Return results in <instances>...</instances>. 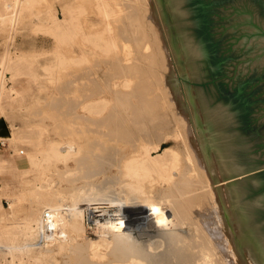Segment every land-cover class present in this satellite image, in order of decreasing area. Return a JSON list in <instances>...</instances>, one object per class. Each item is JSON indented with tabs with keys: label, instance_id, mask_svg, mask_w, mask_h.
Returning a JSON list of instances; mask_svg holds the SVG:
<instances>
[{
	"label": "rangeland",
	"instance_id": "1",
	"mask_svg": "<svg viewBox=\"0 0 264 264\" xmlns=\"http://www.w3.org/2000/svg\"><path fill=\"white\" fill-rule=\"evenodd\" d=\"M82 1L37 0L32 6L33 8L24 11L22 20L16 24L15 28H12L9 24L0 23V62L6 54L10 57L8 67L5 69L7 80L6 88L3 92V96L0 98V204L2 206L0 210V243H3V241L5 242L10 235H13V240L17 243L25 242L26 237L23 232L22 222L25 220V217L32 212V209L36 210L35 208L38 209V207L42 206L43 193L47 190L43 188L42 185L51 182H54V188L58 193L61 192L63 196H67L66 202L68 203L79 201L78 199H81V197L84 199L83 197L85 196L83 195H88V193H90V195L101 194V199L104 195H107L106 197L109 196V202L107 201L108 199L104 197V199H106L102 200L104 202L100 203L101 209H117L120 207L119 202L121 203V201L123 202L126 199L125 202L130 204L145 203V201L146 203H150L151 201L153 202V200L156 201V199L162 200V198H160L162 194L159 193L158 189L163 186L165 187V184L155 180L156 172L148 174L149 176L140 175L138 180L137 178L132 180L128 175V177H126L125 165L122 164L121 166L120 162L118 163L117 161L100 162L101 160H95V162L99 164L96 166L97 164H93L95 163L94 161L90 164V162H92L91 160H87L88 162L81 160V162H79L82 164H80L78 158L82 159L83 156H86L85 154L89 156L91 152L90 148L83 144V139H85L83 129H87L88 126L86 124L85 126L77 123L75 125L71 122L74 115L66 117V114H64L68 113V109L75 104L77 107L72 110L75 112L71 114L88 116L89 112L84 110L82 105L83 102L87 100L86 97L88 98V95L96 91V89L92 87L96 81L95 79L97 78L96 83L98 82L101 84L100 88L102 86L107 88L113 84L116 75L118 80L122 78L121 71H118L120 73L117 74L116 69H113V73L115 74L113 75L115 77H112L113 79L110 80L107 76L110 74V67L113 65L114 67H131L134 64L129 72L131 71L132 74H134L135 72L144 71L141 74L140 72L137 73V75L139 77L143 75V79L148 81V83L150 82L149 86L153 88L150 89V92L156 96L158 95L156 99L160 101L159 106H162L161 109L165 107V109H162L164 110L162 114L165 115L167 119L165 120L170 123L162 127V131L164 132L161 143L162 149L153 152V156H160L158 161L160 167H155V170L160 171L165 164L170 162L171 154L170 152H164V149H171L179 158L180 169L182 170L185 165L190 164L192 168L195 169V171L192 170V174L198 176L197 165L190 155L189 146L187 145V136L192 134L193 136L192 138L190 137V140H192V143L193 140L195 141L194 145L198 147L199 151L200 149L202 150V153L200 152V154H202L200 157L204 161V165L209 167L205 160L206 156L210 163V170H207L211 176L210 185L207 183V187H205L204 190L208 189L210 191L211 189L208 186H211L213 191H211L210 195H207V197L204 196V202L201 201L200 203L201 205L204 204L206 207L197 205L200 210L204 207L205 209L203 210L206 211V213L203 211L204 214L209 215H207V219L199 215V217H189V219L184 220L187 224H184L182 227L185 233L191 235L194 240L197 238L200 242L198 244L196 243L197 247L192 249L191 254L200 252V247H198V245L201 244L203 239L205 241H203L205 247L209 245L204 249L210 253V259L214 264H264V257H262L263 255L244 224L217 140L194 79L168 0H110L116 7V10L121 13H125V6H128L131 2V5H134L130 6L131 8L133 7V9H136L138 6V8H142H140V13L142 11V15L138 11L133 13V15H135V13L138 12V14L141 15L139 16L142 18L141 21L136 18L137 14L135 15L136 17L131 16L128 18L127 23H130V20H132L137 27L135 26L134 28L136 29V31L134 30L135 33H130L132 40L129 42L131 43L125 45V52H130L129 58L127 60L121 59L122 62L117 60V66L115 62H113L114 59H117L115 57L117 52L114 53L113 51H106L104 48H101L94 37L93 32L102 24L97 23L94 26L87 24V15H92L90 0H88L89 3L87 0ZM81 2L82 4H80ZM127 2L130 3L127 4ZM53 10L61 19L66 16L65 14L68 15V10H73V16L67 20L66 24H63L64 26L62 28L51 30V11ZM93 18L94 17H92V19ZM133 23L128 24V27H130V25L133 26ZM141 24L145 25L147 29L144 28V30ZM150 25L151 29L149 27ZM140 26L142 27L141 29L144 30V35L147 34V36H149L146 41L151 44L150 46L153 44V47L147 49V43L141 45V43L139 44L138 38L135 40V34H137V29H139ZM83 28L87 33L83 32ZM93 29L95 30L92 32ZM143 30H141V32ZM150 30L151 32L149 33ZM156 32L157 34L159 33V36H156ZM89 35L90 38H86ZM156 37L159 38L156 39ZM118 43L120 44L118 51L121 52L123 49V41L120 39ZM83 45L86 46V49H84ZM153 51H155V55L157 52L156 56L159 57V59L157 58L158 63H156V60H153L154 56L153 59L149 57L150 53ZM112 62L114 64H112ZM86 67H90V70L85 69ZM86 70L89 74L85 72ZM145 72L148 73L146 74ZM13 74L23 79L21 84L25 85L23 90L19 93L15 92L14 95L10 93L12 86L15 84L14 81L11 80ZM135 75L132 79V84L135 82L137 84L139 80H141ZM147 75L150 81L149 79L147 80ZM135 78L139 80L137 79L134 82ZM101 79L103 80L100 81ZM152 83H154V85ZM157 83H159V85ZM85 91H87L88 94ZM155 91L157 94L154 93ZM164 92H166V96H164ZM107 93L108 92L104 90L101 94H97L94 97L106 96L109 94ZM153 94L151 95L153 96ZM159 97H161L160 100ZM56 99L61 102L59 103L60 105L58 104L59 106L52 105ZM161 99L165 101V104ZM67 101H69V103ZM60 107L62 108L60 109ZM61 117H66L67 119L64 118L65 121H62L63 118L61 119ZM73 126L78 129V133H67V129L74 130ZM68 139H73L76 142L77 152L67 159L54 156L62 153L57 143ZM157 142L156 140L155 143ZM56 145H58L57 149L53 151V147ZM117 145L121 149L125 145L123 150H131L130 145L127 143L120 142ZM82 147L84 151L80 149ZM74 156L76 158H74ZM103 163L105 166H103ZM63 169L66 170V174ZM120 169H123V171ZM119 170L121 172H119ZM74 171L76 172L74 173ZM90 174L95 175L91 176ZM142 176L148 179H144ZM128 182H134L133 187L131 186L132 183L130 185ZM129 186L131 188H129ZM106 189L109 190L106 191ZM200 189L196 191L199 193L203 192V187L200 186ZM97 190H99V193ZM102 190L104 192H109V194L113 191L112 194L115 197L112 194H106V192L104 194ZM78 191L79 193H77ZM81 191L85 192L82 193ZM86 191L88 193H86ZM111 198L113 199L112 201ZM122 198L125 199L123 200ZM82 199L80 203H83ZM146 199H151V201L147 202ZM105 202L109 204H104ZM167 202H165V206L172 207L170 202L169 205L166 204ZM34 204H36V207ZM207 204H209V207ZM88 208L85 207L83 210L84 224L86 227L85 232L86 235L96 238L98 237V233L94 232L100 230L101 227L94 222L87 224ZM197 218L200 219L197 220ZM188 220L190 224L186 222ZM196 225L200 229H198ZM196 230L199 231L197 232ZM9 232L11 233L10 235H8ZM125 234L123 238L128 243H134L139 240V236L135 234ZM207 236L209 238H207ZM205 238L209 241L206 242ZM197 239L195 242L198 241ZM116 247V244L108 247V253ZM31 251L32 253L25 257L20 255L12 257L9 253H0V264H20L22 260L32 258L31 255L34 253V249ZM35 252H38V249H36ZM69 254L70 252L68 251L67 253H57L55 255L57 264H73L72 261L68 259H73V255L71 256V254ZM111 256L112 255L108 256L109 260L114 258ZM67 259L68 262H66ZM108 259L106 260L108 261Z\"/></svg>",
	"mask_w": 264,
	"mask_h": 264
},
{
	"label": "bare ground",
	"instance_id": "2",
	"mask_svg": "<svg viewBox=\"0 0 264 264\" xmlns=\"http://www.w3.org/2000/svg\"><path fill=\"white\" fill-rule=\"evenodd\" d=\"M36 1L37 0H0V23H6V24H9L12 28H15L16 24L20 20H22L24 11L28 9L30 10L31 8H33L32 6L35 4ZM82 2L80 4H82ZM90 2H91V8H92V15L87 13L88 14L86 17L88 18L86 19L87 24H90L91 26H94L97 23L102 24L100 27L96 29L95 32H93L95 29H93L92 32L94 34V37L96 38L97 44L101 46V48H104L106 51H113L114 53L117 52L115 56L117 59L112 58L114 59L113 62H115L117 66L118 61L122 62L121 59L127 60L129 58L130 52L129 51L125 52V45H127V43H131L129 42L132 40V36L130 33H135L134 30L136 31V29L134 28L135 26L137 27V25H134L132 20H130L133 23L134 27L132 25L128 27L129 26L128 24H132V23L131 22L127 23V22H128V18H130L131 16H135L136 14H137L136 15L137 17L136 16L135 17L138 18L139 21L142 20V18L140 17L142 15L141 14L142 11L140 13L141 7L138 8L139 6L138 7L136 6L137 8L135 7L136 9H133V7L132 8L130 7V6H134V5H131L132 2L131 3L127 2V4L128 3L130 4L128 6L127 5L125 6V13L123 12L121 13L120 11L116 10V7L114 6L113 3L110 2V0H90ZM135 11H138L141 15L138 14V12H136L135 15H133ZM67 12H68V15L65 14L66 16L63 19H61L56 14V12H54V10L51 11V26H50L51 30H55L56 28L57 29L62 28L64 26L63 24H66L67 20L69 18H72L73 10H70V11L68 10ZM92 17L94 18L92 19ZM141 25L143 26V29L146 28L145 25L143 24ZM149 27L151 29V25ZM141 28L142 27L140 26V28L137 29V32H136L137 34H135L136 38L134 37L135 40H137L138 38L139 44L141 43V45L143 43H147V46H146L147 49L149 47H153V44L152 46H150L151 44H149V42L146 41L149 38V36H147V34L144 35L145 29L143 30ZM141 30L143 31L141 32ZM83 32L87 33V31H85L84 28H83ZM88 32H91V31H88ZM150 32L151 30L149 31V33ZM155 34H157V32ZM158 34L156 36H159ZM86 38H90V35ZM157 38L159 37H156V39ZM120 39L121 41H123V44H122L123 49L121 52L118 51L120 47L118 40ZM83 47L84 49H86L85 45H83ZM155 51L150 53L149 57L153 59V56H154L153 60H156V63H158L159 57L156 56L157 52H156V55L154 54ZM9 62H10V57L8 56V54H6L3 57L2 61L0 62V98L3 96V92L6 88L7 80H6V75H5V72H6L5 69H7ZM113 62L112 64H114ZM122 66H123V63H122ZM132 66L131 67H124V66L114 67L113 65L112 67H110V70H111L110 74L107 75L110 80L115 77L114 76L115 74L113 73V69L114 70L116 69L117 74L120 73L118 71H121L122 78L121 79L119 78L120 80H118L116 78L117 77L116 75L113 84L108 86L107 88L106 87L104 88L103 86L100 88L101 84L98 82L96 83L97 78L95 79L96 81L92 87L93 89H96V91H94L93 94L88 95L89 97L88 98L86 97L87 100H85L82 105V108L86 110L87 112H89L88 116L82 115V114L81 115L71 114L75 112V111H72L73 109L77 107L75 106V104L74 106H71L68 109V113H64V114H66V117L67 116L71 117L72 115H74V118L71 119V122L74 123L75 125L77 123V124H83V125L86 124L88 126L87 129H83V132L85 133V134L83 133L84 138H85L83 139V142H84L83 144L84 146L86 145L88 148H90V151L92 153L90 152L89 156L85 154L86 156L82 157L81 155L82 159H79L77 157L78 162L79 161L81 162V160H85V161L91 160L92 162H90V164L93 163V161L95 162V160H101L100 162H104V161L106 162L107 161H111V162L117 161L118 163L120 162L121 166L122 164L125 165L126 171L125 170L124 171L126 172V177L129 176L132 180H135V178H137L138 180V177H140V175L149 176L148 174L156 172L155 180L159 183L161 182L165 184V187L163 186L158 189L159 193L162 194V196H160L162 200L158 199L159 200L158 201L156 199V201H154L152 199L153 200L152 202L151 199L150 200L146 199L147 202L149 201L151 202L146 203L145 201V203L142 202L139 204H130V203L125 202L127 200L126 199L123 202L121 201V203L119 202L120 207H118L117 209L116 208L113 210L112 209L111 210L101 209L100 203L104 202L102 200H105L106 198L108 199L109 196L106 197L107 195L105 196L104 194L109 189L108 190L106 189L105 192L102 190V192H104V194L103 193L102 194L104 195V197H106L105 199L104 197L101 199L102 197L101 194H100L101 196L98 194L90 195V193H88L89 192L88 190V192L86 191L88 195H83L85 196L83 197L84 199H82L81 197L83 203H80L81 199H78L79 201L68 203L66 202L67 196L66 197L65 195L63 196V194L60 191H59L60 193H58L57 190L54 188V185H55L53 184L54 182L44 184L42 186L43 188L47 190H45V193H43L44 195L42 194L44 197L43 198L41 197L43 201L42 206L38 207V209L35 208L36 210H33L31 208L32 212L29 215H27V217H25V220L22 222L23 223L22 227L24 229L23 232L25 233V237H26L25 242L24 241L23 243L15 242L13 240V235H10L11 233L9 232L8 235L10 236L7 235L8 239L5 242L3 241V243H0V253L1 254L9 253L12 255V257H15L17 255L25 257L26 255H29L30 253H32L31 250L34 249V253L36 254L33 253L31 255L32 258L28 260H22L20 264H57V261H56L57 259L55 255L61 252L67 253V251L70 252L71 256L73 255V259L68 258L69 260L72 261L73 264H145V263L147 264H214L212 260L210 259V253L204 249V248H207L209 245L205 247V244L203 243L204 241L203 239H202L201 244H199L200 246L198 245V247H200V252L191 254L192 249L197 247L196 243L198 244L200 242L197 238H195V240L197 239L198 241L195 242V240L193 239L191 235L185 233L182 230L183 225L187 224L184 221L185 219L187 220L189 219V217L198 216V215L200 217H204L207 219V215H209V214H204L203 212L205 211L203 209H205L204 207L206 206H204V204L203 205L200 204L201 201H203V198L205 199V197H207V195H210V192L213 191L211 186H208L211 189L210 191L207 188H206L207 190H204V188L207 187L206 186L207 183L208 185H210L209 182L211 179L210 178L211 176L207 172L208 169L210 170V163H209L208 157L206 156L205 160L207 161L209 167L207 165H204V161L200 157V155H202L200 154V152L202 153V150L200 149L199 151L198 147H195L194 145L195 141L193 140V143H192V140H190V137L192 138L193 136L192 134V135L187 136V139H188L187 145L189 146L190 155L193 157V160L195 161L197 165V168H198L197 175L198 176H194L192 174V170L195 171V169L192 168V165L190 164L185 165L183 169L181 170L179 158L177 157V155L174 154L173 150L171 149H164V152H170L171 154L170 162L165 164L161 168L160 171L155 170L156 169L155 167H158V168L160 167L159 166L160 163L158 162L160 156H153V152L158 151L159 149H162L161 143L163 140L162 137L164 133L162 131V127L170 123L166 121L167 119L165 115L162 114V111H164L162 109L163 108L165 109V107L161 109L162 106L161 107L159 106L160 101L156 99L158 95L156 96L150 92L151 91L150 89H153L151 88L152 86L151 87L149 86L150 82L148 83V81L143 79V75H141L140 77L137 75V73H139L140 71L138 69H135L136 67L133 69L139 71V72H135L137 76L135 75V73L132 74L131 71L130 73L129 70H131ZM89 68L90 67L88 68L86 67L85 69L90 70ZM87 70L85 72H88ZM143 72L144 71L140 72V74ZM145 73L147 74L148 72H145ZM134 75L141 79L139 80L137 78L139 80L137 84L135 82V80L137 79L136 78L134 79V82H135L134 84L136 85L132 84V79L134 78ZM148 79L149 77L147 78V80ZM11 80H13L15 83L14 86H12L11 88V91H10L11 94L14 95L15 92L19 93L21 90L25 88V85L21 84L23 79L18 78L16 74H13V76L11 77ZM102 80L103 79H101L100 81ZM152 84L154 85V83ZM157 84L159 85V83ZM104 90H106L109 94L107 93L108 95L106 96L94 97L97 94H101V92ZM87 91L85 92L87 93ZM154 93L157 94L156 91ZM158 93L160 94V92ZM164 93H165L164 96H166V92ZM151 94H153V96ZM160 98L161 97H159V100ZM163 99L161 100L164 101ZM81 100H84V99H81ZM67 102L69 103V101ZM59 103H61L60 100L56 99L53 102V104L52 103L51 104L54 106H57ZM164 104H165V101H164ZM62 107H60V109ZM66 117L64 118L67 119ZM62 118L63 117H61V119ZM64 118L62 121H65ZM74 126H73L74 130L67 129L68 130L67 133L72 132V133L77 134L78 129ZM71 129H72V126H71ZM67 133L65 132L66 135ZM156 140L158 141L157 143H155ZM120 142H124L130 145L131 150H127V151L123 150L126 144L121 149L117 145ZM57 144H59V148L62 151V153L56 154L54 156H58L63 159L69 158L71 155L75 154L78 150L76 146V142L73 139H68V140H65ZM57 146L58 145L53 147V151L57 149ZM80 149H83L84 151L83 147ZM74 158L76 157L74 156ZM93 164L95 165L97 164L96 166L99 165L98 162L97 163L95 162ZM105 164H108V163H105ZM103 166H105L104 163H103ZM120 170L123 171V169H120ZM120 170L119 172H121ZM65 171L66 170H64V172ZM76 171H74V173ZM142 177L144 178V176ZM131 183L129 184L133 187L134 182H131ZM199 185L203 187V192L199 193L198 191H196L197 189L198 190L200 189ZM129 188L131 187L129 186ZM99 190H97L98 193H99ZM81 192L84 193L85 191L84 192L81 191ZM111 192L113 193V191ZM77 193H79V191ZM107 193L109 194V192H106V194ZM109 200L110 199H108L107 201L109 202ZM112 200L113 199L111 198V201ZM108 202H105L104 204H107ZM165 202H167L166 204L168 205L170 202L172 207L170 206H168L170 208L166 207ZM34 205L36 207V204ZM197 205L198 206L200 205L201 207L204 206V207L203 209L200 210ZM207 205L209 207V204ZM85 207L95 208V209L88 208L87 212H88V219L90 221H93L94 223L99 224V227H101L100 230L94 232V233H98V237L96 238L93 236L86 235V232H85L86 227L84 224V214H83V210L85 209ZM1 209H2V206L0 204V210ZM45 215L54 217L56 229H55L53 236L48 238V242L46 244L39 245L37 244L36 240L39 238L41 234V230L43 229L45 225V219H46ZM198 219L200 218H197V220ZM186 222L190 224L189 220ZM192 226H193V223H192ZM198 229L200 228L198 227ZM124 234L125 235L135 234L139 236L138 237L139 240L134 243L132 242L128 243L123 238ZM201 235H204V234H201ZM207 238L209 237L207 236ZM207 238H205L206 242L209 241V240L207 241ZM113 244H116L117 247L111 250L110 253H108L109 249L107 248ZM36 249H38V252H35ZM109 255H112L114 258H112V260L111 259L109 260L108 259ZM68 259L66 260V262H68ZM106 259H108L109 262Z\"/></svg>",
	"mask_w": 264,
	"mask_h": 264
},
{
	"label": "water",
	"instance_id": "3",
	"mask_svg": "<svg viewBox=\"0 0 264 264\" xmlns=\"http://www.w3.org/2000/svg\"><path fill=\"white\" fill-rule=\"evenodd\" d=\"M168 3L244 224L264 257V0Z\"/></svg>",
	"mask_w": 264,
	"mask_h": 264
},
{
	"label": "built area",
	"instance_id": "4",
	"mask_svg": "<svg viewBox=\"0 0 264 264\" xmlns=\"http://www.w3.org/2000/svg\"><path fill=\"white\" fill-rule=\"evenodd\" d=\"M45 216H46L45 217L46 218L45 219V225H44L43 229L41 230V234H40L39 238L36 240L37 244H39V245L46 244L48 242V238L53 236L55 229H56L54 217L48 216V215H45ZM86 222H87V224L93 223V221H90L88 219V216H87Z\"/></svg>",
	"mask_w": 264,
	"mask_h": 264
}]
</instances>
